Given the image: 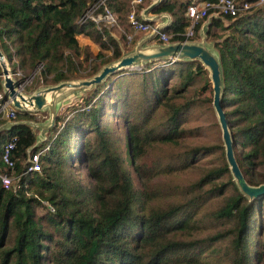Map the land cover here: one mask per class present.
<instances>
[{"label":"trees","instance_id":"1","mask_svg":"<svg viewBox=\"0 0 264 264\" xmlns=\"http://www.w3.org/2000/svg\"><path fill=\"white\" fill-rule=\"evenodd\" d=\"M101 1L0 0V49L11 71L22 78L36 72L35 83L49 86L91 77L130 52L142 39L127 45L131 0ZM200 1L218 0H161L153 7L152 14L172 17L163 29L169 43L197 39L185 36V11ZM151 3L138 5L137 16ZM93 7L94 15L109 10L117 25L82 21ZM204 22L195 24L196 32ZM206 32L220 62L236 162L246 182L259 185L264 5L236 17L211 16ZM79 34L98 44L99 52L81 47ZM212 92L199 60L148 61L82 93L42 133L45 142L36 143L28 124H8L31 121V113L17 110L9 120L0 114V173L14 177L8 189L0 181V264H264V196L249 200L241 193L222 139L196 141L206 127L221 130L217 119L211 125L191 120L207 113ZM10 141L13 169L2 161ZM46 146L40 171L28 172L30 156ZM155 149L168 151L142 162ZM202 162L196 179H180ZM161 177L173 183L159 182Z\"/></svg>","mask_w":264,"mask_h":264},{"label":"water","instance_id":"2","mask_svg":"<svg viewBox=\"0 0 264 264\" xmlns=\"http://www.w3.org/2000/svg\"><path fill=\"white\" fill-rule=\"evenodd\" d=\"M161 0H156L150 4L142 13L145 21L154 23L156 19L164 18V23H158L155 29L140 39L134 49L124 54L121 58L103 66L95 75L87 78L62 81L53 86H47L37 89L33 93L27 94L19 90L20 80L11 76L9 62L0 49V68L3 78L2 91L3 96L11 101L12 106L20 112L34 114L48 108L49 117L45 123L39 124L32 121H22L19 123L10 122L9 125L20 123L28 124L41 133L50 130L56 120L60 103L67 96L84 90H89L93 86L103 82L109 75L122 70L133 69L140 64L148 61H171L176 60H199L209 72V78L212 84V105L217 117L222 141L225 149V157L229 166L233 180L236 182L239 190L249 200L264 196V183L259 185H250L246 182L234 156V148L231 132L228 126L225 111L222 107L223 80L220 62L217 53L203 43L194 42H171L168 44L152 43L157 31L165 29L170 24V17L167 13L149 16L153 7ZM3 126L0 127V131Z\"/></svg>","mask_w":264,"mask_h":264},{"label":"built area","instance_id":"3","mask_svg":"<svg viewBox=\"0 0 264 264\" xmlns=\"http://www.w3.org/2000/svg\"><path fill=\"white\" fill-rule=\"evenodd\" d=\"M103 1L104 0H102L100 3H102ZM142 2L143 0H133L132 8L130 9L127 19L130 27L135 32H144L149 34L152 30L155 29L156 25L145 21L142 18V15L137 16L135 7H137V5L141 4ZM253 5L263 6L264 0H256L253 3L249 0H218L216 2L200 1L191 3L187 6L185 11V16L189 19L190 22L189 27L186 28L185 36L194 37L196 32L194 29L195 24L203 20L204 18L210 16L236 17L239 13L248 10ZM93 10L94 7L92 8V10L88 11V13L82 18V21H84L85 18H90L95 22L103 20L109 26L117 25L116 17L109 10L106 9L105 14L99 13L97 15H94L92 13ZM169 38L170 35L168 33L164 32L163 30H160L157 31L154 40H156V43L158 44H168ZM127 39L131 40V37L127 36ZM11 76L14 79L20 80L19 90L24 92L26 80L22 78L21 72L19 70H17L16 72L11 71ZM15 111L17 110L12 106L11 101L8 98H5L3 96V91L0 90V114H3V116L9 120L15 118ZM13 148L14 142L10 141L4 146L2 151V161L8 168L11 169H13L14 167V162L11 158V151L13 150ZM47 148L48 146L42 147L30 156L29 165L27 167L28 172L40 171V157L45 154ZM0 181L3 187L8 189L10 185L14 182V177L6 173H0Z\"/></svg>","mask_w":264,"mask_h":264},{"label":"rangeland","instance_id":"4","mask_svg":"<svg viewBox=\"0 0 264 264\" xmlns=\"http://www.w3.org/2000/svg\"><path fill=\"white\" fill-rule=\"evenodd\" d=\"M132 3H133V0L130 1V9L132 8ZM143 4H144V0L141 3V5H143ZM136 8L137 7H135V10H136ZM210 17H207V18L203 19V20H205L204 26H202V28L198 32H195L194 36L197 39L194 40L193 42L194 43L196 42V43H199V44L203 43L207 47H209L212 50H214V47H213L214 41H213V39L211 38L210 35H207V32H206V26H207V23H208ZM203 20H201V21H203ZM130 28H128L125 31L127 33L126 35L131 37V40L128 39V43H127L128 46H131L133 44L134 40H136L138 38H143L145 36L144 34H147V33H144V32H135L132 28L131 29ZM77 39H78V42L81 45V47H83V48L85 46L89 47L88 50L91 53V55H95V54H97L99 52V50H100L99 45L96 44L95 42H93L88 36H85L83 34H79V35H77ZM154 41H153V43L158 44V43H156V40H154ZM188 42H191V41H188ZM128 46H127V48H128ZM134 47L132 48V50L134 49ZM104 53L107 54L108 52L105 51ZM127 53H129V52H125L124 54H127ZM176 61H178V60H176ZM168 62L173 63L171 61H168ZM127 70H132V69H127ZM122 71H126V70H122ZM36 74H37L36 72H31L28 75L24 74L26 76L23 75L24 76L23 79L26 80L25 81L26 82V86L24 88V92L25 93L30 94V93H33L32 91H36L37 89H40V88H43V87H47V86L43 85L44 83L42 81L39 82L38 84L35 83L36 82V80H35L36 79ZM0 79H1V82H3V78L1 76V74H0ZM210 82H211V80H210ZM37 86H38V88L36 89ZM49 86H53V85H49ZM86 91L87 90H84V91H81V92H78V93H73L70 96H67L65 99H63V101L59 105L57 115L59 114V112L63 113L65 111L67 113L68 110H69V105H71L72 103H76L79 100L80 95H82V93L83 94L86 93ZM212 95H213V92H212ZM213 111H214L213 105H210L208 107V109H206V112H207L206 114L202 113L200 116H198L196 118H191V120L192 121L195 120L196 123L204 122L206 125H211L212 122L216 121V119H217V117H215L216 116L215 115V111L214 112ZM32 115L34 117V118L32 117L33 118L31 120L32 122L42 124V123H45L48 120L49 111H48V108H45L42 111L35 112ZM35 131H36V133H39V130L35 129ZM46 139H47V135H44V137H41L38 134L37 135V139H36V143L39 144L41 142H45ZM219 139H220V141L222 139L221 130L218 131V129H216L213 126H211L210 128L206 127L205 132L203 133V135L200 137V139L199 138L196 139V141L198 143H200V144H211V143L217 142ZM165 151L166 152H164L163 149L152 150V151L148 152L146 156H144L142 162H144L146 164H150V162L155 158V156H157L158 154L159 155L160 154L164 155L165 153H167L168 149H166ZM203 165H204V163L202 162V163H200V165L194 171H188V172L182 173L181 175H179L180 179H183L185 181H187V180L190 181V180L196 179L199 176L198 172H200V169H201V167ZM77 169H78V171L80 173L79 176L82 177V178L85 177L86 170L82 166H77ZM133 178H134L135 186L137 188H139L140 182L138 181V179L136 178V175L134 173H133ZM157 180L159 182H163V183H173L172 178L169 179L168 177H163V178L161 177V178H158ZM169 180H170V182H169ZM219 246H221V245H219Z\"/></svg>","mask_w":264,"mask_h":264},{"label":"crops","instance_id":"5","mask_svg":"<svg viewBox=\"0 0 264 264\" xmlns=\"http://www.w3.org/2000/svg\"><path fill=\"white\" fill-rule=\"evenodd\" d=\"M156 1V0H155ZM154 0H153V2H155ZM152 4V3H151ZM143 13V12H142ZM142 13H141V15H142ZM168 14V13H167ZM155 14H152V13H149V16H154ZM156 15H160V14H156ZM169 15V14H168ZM169 17H170V21L172 20V17L169 15ZM166 21V19H164V18H158V19H156V21L153 23V24H158V23H164ZM202 26H204V24L202 25ZM144 35H147V34H144ZM153 43V42H152ZM43 133V132H42ZM42 133L39 131V133H37V135L39 134V136H41V137H44V135H42Z\"/></svg>","mask_w":264,"mask_h":264}]
</instances>
